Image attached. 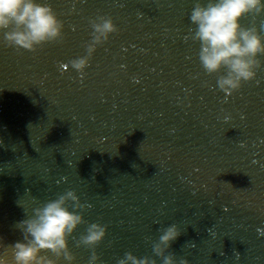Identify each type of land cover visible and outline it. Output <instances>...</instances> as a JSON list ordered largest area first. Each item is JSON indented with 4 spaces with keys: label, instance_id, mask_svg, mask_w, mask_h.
Listing matches in <instances>:
<instances>
[{
    "label": "water",
    "instance_id": "obj_1",
    "mask_svg": "<svg viewBox=\"0 0 264 264\" xmlns=\"http://www.w3.org/2000/svg\"><path fill=\"white\" fill-rule=\"evenodd\" d=\"M47 2L63 21L59 42L0 43V254L10 260L5 246L22 238L17 221L75 189L91 205L85 220L107 226L101 264L153 256L172 223L177 260L264 264V56L225 98L191 39L193 0ZM98 15L117 30L77 73L70 61L85 54ZM69 246L86 264L91 250Z\"/></svg>",
    "mask_w": 264,
    "mask_h": 264
},
{
    "label": "clouds",
    "instance_id": "obj_2",
    "mask_svg": "<svg viewBox=\"0 0 264 264\" xmlns=\"http://www.w3.org/2000/svg\"><path fill=\"white\" fill-rule=\"evenodd\" d=\"M262 14L264 0H193L188 15L191 39L199 42L197 57L204 72L219 73L215 86L225 98L243 83L254 80L261 67L264 21L259 28L241 21L246 16ZM89 23L92 32L86 52L70 61L71 68L81 74L96 47L117 30L110 16L98 15ZM62 35L63 21L47 0H0V43L35 51L46 43L59 42ZM229 118L223 116L225 121ZM90 206L81 202L75 189H67L32 208L28 218L16 222L22 238L5 246L11 250V259L0 254V264H75L70 238L76 247L91 250L86 264H101L95 248L106 236L107 226L85 220L83 213ZM82 224L86 227L76 237ZM179 235L177 224H169L153 242V256L138 257L126 251L116 264H189L187 259L177 260L168 251Z\"/></svg>",
    "mask_w": 264,
    "mask_h": 264
}]
</instances>
